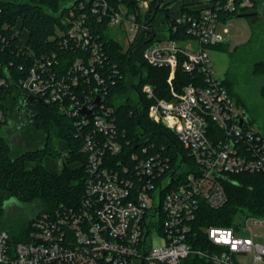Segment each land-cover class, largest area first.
<instances>
[{"label":"built area","instance_id":"built-area-1","mask_svg":"<svg viewBox=\"0 0 264 264\" xmlns=\"http://www.w3.org/2000/svg\"><path fill=\"white\" fill-rule=\"evenodd\" d=\"M149 5L150 0H139L136 8L147 12ZM254 7L253 0H182L161 21L163 37L154 18L156 34L144 58L169 67L171 94L156 95L151 83L142 90L152 99L149 117L169 128L185 149L174 161L164 144L125 149L132 140L120 130L116 106L107 98L101 71L105 43L93 25L105 24L102 33L115 37L110 27L120 24L128 48L149 27L137 20V12L125 3L76 0L63 18L65 28L54 35L62 46L81 50L69 64L53 49L35 53L21 17L14 24L0 17V52L20 58H0V93L6 98L19 88L41 102L56 103L75 117L87 153L79 205L43 210L26 240L0 229V264H185L191 254L212 264H245L239 257L248 253L251 264L264 263V216L239 212L231 225L200 221L204 204L217 209L226 203L224 182L231 174L264 172V129L252 127L224 79L215 76L207 49L226 39L217 32L223 10ZM171 32L186 36L174 38ZM179 66L194 77L181 90L173 86ZM97 96L104 100L94 114H83L79 108ZM1 101L0 123L8 118Z\"/></svg>","mask_w":264,"mask_h":264},{"label":"trees","instance_id":"trees-1","mask_svg":"<svg viewBox=\"0 0 264 264\" xmlns=\"http://www.w3.org/2000/svg\"><path fill=\"white\" fill-rule=\"evenodd\" d=\"M64 1L0 0V17L2 23L10 24H14L17 18L21 17L22 24L29 30L28 45L35 53L40 54L53 49L60 54L66 64H69L81 50L76 47H64L58 42V38L54 37L58 29L65 28L63 18L68 14V8L76 2V0L69 3ZM109 1L114 7L125 3L130 7L129 9H135L139 2V0ZM176 1L178 0H150L144 18L142 19L139 14L137 16L138 21L148 22L149 27L142 29L128 48H125L116 37L102 33L105 24L96 22L93 25V29L100 32V38L105 43L107 58L104 62L105 67L101 71H104L108 81L107 98L116 106L120 130L125 133L126 138L132 140L128 145L124 143V148L138 149L151 142L157 147L164 144L165 148L173 152L172 161L176 159L178 151L186 153L185 149L169 128L149 117L148 108L152 99L148 98L142 89L145 83H151L156 95L169 97L171 94V86L168 82L169 67L150 65L144 58V50L156 34L153 28L155 16L163 12L166 19H169L171 6ZM253 1L255 3L253 9L230 12L223 10L220 15L227 20L233 15L251 14V11L257 9L261 3V0ZM170 34L174 38L186 36L185 33ZM212 46L216 47L217 44ZM4 56L15 61L20 59L10 51L4 54L0 52V58ZM253 73L256 76L264 75V59H257L253 63ZM193 79L192 74L179 66L173 79V86L181 90L184 84ZM224 83L236 100L246 103L235 80L225 78ZM5 95V92L0 93V98L3 97V101L1 99L0 101L8 112L7 120L0 123V218L5 215L6 202L12 197L23 202L44 203V208L30 219L25 217L15 222L8 220L11 229H20L18 234L9 231L11 236L17 240H26L32 220L43 210H53L62 204L79 205L85 188L87 153L82 150L83 137L75 124V117L60 110L56 103L32 101L31 96L19 88H14L13 93L6 98ZM260 95L264 99V83L261 85ZM247 111L250 113V109ZM5 127L9 135L1 133ZM16 130L24 134L29 146L22 152L14 154L11 138ZM37 136L42 138L41 145L36 143ZM53 137L63 138L67 142L69 155L65 160H78L80 166L70 168L64 162L58 173L45 166L46 156L59 157L60 152L52 145ZM29 161L34 162L35 165L29 167L27 165ZM224 184L227 192L226 203L217 209L204 204L201 207V223L207 226L231 225L239 212L264 216V172L231 174ZM1 224L2 220H0V229H5ZM185 264L212 263L191 254L185 259Z\"/></svg>","mask_w":264,"mask_h":264},{"label":"rangeland","instance_id":"rangeland-1","mask_svg":"<svg viewBox=\"0 0 264 264\" xmlns=\"http://www.w3.org/2000/svg\"><path fill=\"white\" fill-rule=\"evenodd\" d=\"M130 10L133 13L137 12L141 15L142 19L146 13L144 10L137 8ZM251 14L249 16L233 15L227 20L220 19L217 24V32L224 35L226 39L218 43L216 47L211 46L207 49L214 67L215 76L221 79L232 78L236 81V86L239 85L238 89L246 102L243 103L236 100L239 107L247 112L248 121L253 128L257 129L260 127L264 129V99L260 95V88L264 83V75L256 76L253 73V63L257 59H264V0H261L259 7L252 10ZM110 28L111 33L127 48L128 41L124 27L120 24H114ZM190 43L192 44L190 46H197L196 41ZM182 44L183 46L189 45L186 42ZM248 109H250V113L247 111ZM1 133L9 135L6 127ZM11 143L14 154L22 152L29 146L24 134L19 130L14 132ZM36 143L41 145L42 138L38 137ZM52 145L60 153L58 158L51 156L44 158V164L49 170L58 173L64 162L70 168H76L81 165L78 160H65V157L69 155V151L67 142L63 138L53 137ZM27 165L32 167L35 163L29 161ZM5 208V215L2 219L0 218L2 220L1 226L12 234H18L20 229H11L8 220L10 219L15 222L22 218L25 219V217L30 219L44 208V203L41 201L34 203L23 202L12 197L7 200ZM239 258L245 264H251L253 254L248 253Z\"/></svg>","mask_w":264,"mask_h":264},{"label":"water","instance_id":"water-1","mask_svg":"<svg viewBox=\"0 0 264 264\" xmlns=\"http://www.w3.org/2000/svg\"><path fill=\"white\" fill-rule=\"evenodd\" d=\"M158 8V6L156 7V9ZM245 16H249L251 15L250 13H246V14H243ZM32 98V101H35V100H39L33 96H31ZM104 100V97L102 96H97L96 100L90 105V106H84V107H81L79 108V110L83 113V114H86L87 116H92L94 114V111L96 109V107L99 105L100 102H102ZM40 101V100H39ZM167 154L170 155V153L167 151Z\"/></svg>","mask_w":264,"mask_h":264},{"label":"crops","instance_id":"crops-1","mask_svg":"<svg viewBox=\"0 0 264 264\" xmlns=\"http://www.w3.org/2000/svg\"><path fill=\"white\" fill-rule=\"evenodd\" d=\"M182 2V0H178L176 1L174 4H172L171 9H175L178 8L180 3ZM165 17L163 12H159L157 13L156 17H155V22L158 23V29H160L159 34L161 35V37L165 36V30H164V26L161 23V21L163 20V18ZM48 160V159H47ZM49 161V160H48Z\"/></svg>","mask_w":264,"mask_h":264}]
</instances>
